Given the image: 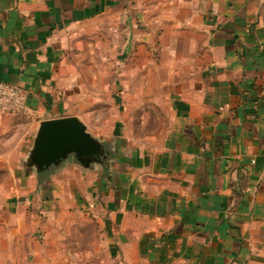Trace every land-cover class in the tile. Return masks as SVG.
<instances>
[{"label":"crops","instance_id":"obj_1","mask_svg":"<svg viewBox=\"0 0 264 264\" xmlns=\"http://www.w3.org/2000/svg\"><path fill=\"white\" fill-rule=\"evenodd\" d=\"M94 21L128 36L123 52L166 38L178 55L166 131L149 150L115 142L37 170L39 123L73 116L57 74L66 32ZM0 82L28 109L0 114L6 216L40 223L77 204L128 264H264V0H0Z\"/></svg>","mask_w":264,"mask_h":264},{"label":"rangeland","instance_id":"obj_2","mask_svg":"<svg viewBox=\"0 0 264 264\" xmlns=\"http://www.w3.org/2000/svg\"><path fill=\"white\" fill-rule=\"evenodd\" d=\"M102 24L94 21L66 32L57 74L67 113L104 149L117 143L149 150L160 142L168 124L164 112L173 85L167 77L183 76V70L167 69L178 55L166 52V38L123 52L128 36L111 27L102 30ZM115 125L119 129L113 137ZM25 200H31L27 210L32 211L34 198ZM5 214L0 209V264H128L109 245L102 221L77 204L40 223L32 221L31 213L22 221Z\"/></svg>","mask_w":264,"mask_h":264},{"label":"water","instance_id":"obj_3","mask_svg":"<svg viewBox=\"0 0 264 264\" xmlns=\"http://www.w3.org/2000/svg\"><path fill=\"white\" fill-rule=\"evenodd\" d=\"M101 147L86 132L78 118L72 116L50 119L39 123L26 162L30 161L37 170H42L73 153L79 161L85 159L88 164Z\"/></svg>","mask_w":264,"mask_h":264},{"label":"built area","instance_id":"obj_4","mask_svg":"<svg viewBox=\"0 0 264 264\" xmlns=\"http://www.w3.org/2000/svg\"><path fill=\"white\" fill-rule=\"evenodd\" d=\"M27 113L24 92L18 87L0 82V114L25 115Z\"/></svg>","mask_w":264,"mask_h":264},{"label":"flooded vegetation","instance_id":"obj_5","mask_svg":"<svg viewBox=\"0 0 264 264\" xmlns=\"http://www.w3.org/2000/svg\"><path fill=\"white\" fill-rule=\"evenodd\" d=\"M104 151H107V148H105ZM66 156H69V155H66Z\"/></svg>","mask_w":264,"mask_h":264}]
</instances>
